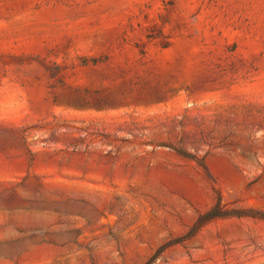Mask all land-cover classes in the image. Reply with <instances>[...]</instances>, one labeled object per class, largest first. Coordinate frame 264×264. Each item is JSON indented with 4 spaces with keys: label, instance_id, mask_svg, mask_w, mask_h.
I'll list each match as a JSON object with an SVG mask.
<instances>
[{
    "label": "rangeland",
    "instance_id": "obj_1",
    "mask_svg": "<svg viewBox=\"0 0 264 264\" xmlns=\"http://www.w3.org/2000/svg\"><path fill=\"white\" fill-rule=\"evenodd\" d=\"M259 216L264 0H0V264H264Z\"/></svg>",
    "mask_w": 264,
    "mask_h": 264
},
{
    "label": "trees",
    "instance_id": "obj_2",
    "mask_svg": "<svg viewBox=\"0 0 264 264\" xmlns=\"http://www.w3.org/2000/svg\"><path fill=\"white\" fill-rule=\"evenodd\" d=\"M223 216H225V215H222V214H214V215H210L208 218H206V220H209V219H212V218H216V217H223ZM253 216H256V215H253ZM259 217H261V216H259ZM261 218H264V217H261Z\"/></svg>",
    "mask_w": 264,
    "mask_h": 264
}]
</instances>
